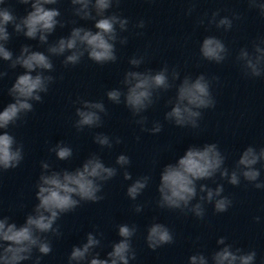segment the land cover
<instances>
[{
    "label": "clouds",
    "instance_id": "clouds-1",
    "mask_svg": "<svg viewBox=\"0 0 264 264\" xmlns=\"http://www.w3.org/2000/svg\"><path fill=\"white\" fill-rule=\"evenodd\" d=\"M58 0H18V3L30 5V11L23 17L17 18L12 10L0 6V59L10 61V67H21L25 71L18 75L15 82L9 88L8 94L13 102L7 104L0 111V171H7L19 166L23 159V145H18L15 137L7 131L10 125H15L23 114L33 110V101L41 102V93H47L49 85L54 81L51 75L46 72L53 71L54 65L51 56H64L65 66L80 63L81 58L87 53L90 60L97 64L115 62V42L118 40L117 26L120 32L126 31L128 20L119 15H105L113 3L119 0H71L74 6V14L81 19L95 20V31L84 27H74L67 37L59 38L54 44L47 48V55L41 51L32 50L30 45H23L19 55L13 57V52L6 45L10 40L8 26L12 25L13 31L23 34L30 40H37L40 44H47L58 24H63L57 19L61 13L57 8H49L47 5H55ZM5 0H0L3 5ZM249 6L257 8L264 17V3L258 0H248ZM93 11L95 16H93ZM191 9H189V13ZM219 12L212 14L209 23H215L217 28H224L226 31L232 27V20L228 17H216ZM99 17V19H96ZM239 18V17H236ZM203 23V20L200 21ZM137 27L143 28L144 21L141 20ZM127 43L126 38L119 41ZM264 40L253 45V52L241 49L237 60L242 62L244 74L251 77L264 75ZM68 53L67 55H65ZM201 56L216 63L225 60L228 49L225 44L215 36H207L200 46ZM143 63L142 59L132 58L129 64L138 68ZM35 73V74H33ZM7 75L0 72V77ZM180 78L179 72L173 70L171 81ZM169 79L167 66L153 73L151 70L127 71L122 81L126 88L125 92L120 89H111L106 93L109 101L120 104L123 96L124 104L134 116H139L146 111L154 102L153 96L157 90H168L173 87ZM81 107L76 109V129L83 130L85 127H100L102 124L101 113H106L103 102L80 100ZM172 103L171 110L165 113V119L174 122L176 126H191L197 128L198 120L201 117V109L215 107V100L210 91V81L201 74L193 79L185 76L176 87V97ZM145 117L136 122L143 125ZM153 134L159 133L162 126L159 122L153 124L151 129H142ZM94 142L102 147H111L112 142L109 136L97 134ZM116 139V143H120ZM50 151L54 152L58 160L64 161L72 157V149L58 142ZM264 161V147L258 151L253 146H248L240 155L235 168L229 172L224 167L225 157L222 155L217 144L207 143L202 148L195 146L188 147L185 154L175 164H167L160 173L158 192L160 194L159 206L169 209H187L196 217L203 218L204 204L214 202V210L223 213L231 206L232 201L223 196L224 187L218 184L211 188L206 184L199 185V202H191L198 196L197 182L208 180L219 173L221 178L227 179L228 183L237 186L244 180L254 183L257 189H264V182H257L261 175L260 170L255 166ZM116 164L125 167L130 164L128 156L121 154L116 158ZM43 169L36 184L37 191L35 198L38 203L33 212L26 216L25 222L17 226L10 222L9 217L0 218V264H22L23 261L32 258L33 249L38 250L42 256L51 253L52 247L47 239L41 237L42 233H53L59 235V229L54 224L64 213L77 208L81 201L99 202L104 197L98 195L102 191L103 182L113 178L117 169L106 166L95 154L87 158L82 167L74 171L61 170L50 171L47 162H41ZM125 180H131L132 176L128 171L123 173ZM148 177H141L133 181L127 188V196L136 200L146 188ZM136 212L142 208L136 207ZM259 221V217L255 218ZM136 228L127 224L118 225V236L121 238L112 245L111 251L107 252L106 258H100L99 253H93V249L100 245V240L95 234L89 232L86 242L80 246H73L68 257L69 264H129L130 260L136 258L135 251L131 245V238L135 235ZM147 246L156 250L157 248L171 244L173 235L162 223H153L147 230ZM218 245H224L211 256L212 264H254L256 252H243L237 248L235 251L231 245L225 243V238L217 240ZM91 257V259H89ZM34 264H40V257H37ZM189 264H209V259L201 253L191 255Z\"/></svg>",
    "mask_w": 264,
    "mask_h": 264
}]
</instances>
